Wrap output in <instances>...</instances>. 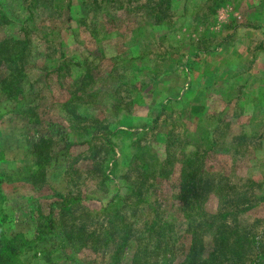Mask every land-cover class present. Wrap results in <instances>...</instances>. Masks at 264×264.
I'll use <instances>...</instances> for the list:
<instances>
[{"label":"rangeland","instance_id":"374dc122","mask_svg":"<svg viewBox=\"0 0 264 264\" xmlns=\"http://www.w3.org/2000/svg\"><path fill=\"white\" fill-rule=\"evenodd\" d=\"M0 43L23 50L14 99L0 85V216L24 238L18 260L107 264L127 235L120 264H158L144 225L166 219L186 243L196 207L264 230V0H0Z\"/></svg>","mask_w":264,"mask_h":264},{"label":"trees","instance_id":"16d2710c","mask_svg":"<svg viewBox=\"0 0 264 264\" xmlns=\"http://www.w3.org/2000/svg\"><path fill=\"white\" fill-rule=\"evenodd\" d=\"M22 54L23 50L19 46L9 49L8 47H4V44L0 43V63L2 61L9 63L5 68L8 79L0 77V85L3 87L7 98L14 99V96L11 95V89L16 88L19 90V88H21L18 83L20 82L19 74L21 73V68L14 67L16 71L14 69L15 72L13 73L10 67L18 64L20 59H22ZM13 79L14 81L11 82L10 80ZM70 103L71 101H68L64 106L72 115H75L76 108L74 105L70 106ZM37 123H40V121ZM45 126L46 125L41 128L39 138L48 130ZM51 127L52 125H49V128ZM48 138H50V136H48ZM83 143L84 142L80 144ZM37 150H40V148H37ZM189 163L190 159H188V157L184 158V164L188 165ZM138 165L141 171L147 168V165L140 160L138 161ZM184 167L185 165L182 167L180 173V181L185 179L187 184L190 180L191 184L194 185L196 181H198V179L195 178L196 169H191L189 173L184 174ZM138 183L136 188H134V191L136 190L134 195H137V190L140 188V185L144 184L141 181ZM194 186L196 187V185ZM212 189H214V186H211V190ZM252 198L244 199V197H240L235 203H242L244 205L238 207V210L247 209L252 206L254 204V199ZM257 198L262 197L258 195ZM187 203H190V201H187ZM186 209H192L190 204ZM193 210V217L188 220L185 215L184 217H186V220L182 225L185 232L189 233L186 243H179L177 241L172 232L171 222L166 219L159 224H156L154 219H150L148 222L149 224L144 225L146 231H154V228L155 232H157L156 239L150 244L151 250L149 253L152 257L161 254L158 264H264V230L260 229L258 232H253L248 229L243 230L242 227L236 224L234 219H232V224L226 223L225 217L227 215H231L232 218H234L232 212L229 214L226 211H217L212 214H207L202 210L198 211L197 207ZM2 220L0 216V264L1 262H4V264H28L18 260L16 256V246L24 238H21V236L16 233L12 234L11 237L6 236L2 227ZM126 231L127 229L125 232ZM128 237L129 236L125 235L121 238L119 244H115L114 254L111 256V261L109 263L107 262V264L121 263L118 258L122 252L121 248L123 246L129 249L131 248L134 252V249H136L133 247L135 239H133V237ZM149 238L150 240L152 239L151 237ZM122 260V264H127L125 263V256L122 257ZM129 262L130 264H153L145 260L139 262V258L136 257V255L134 257L132 256Z\"/></svg>","mask_w":264,"mask_h":264}]
</instances>
